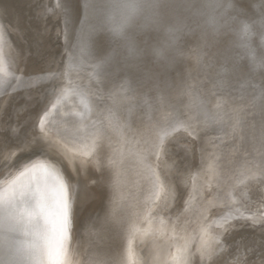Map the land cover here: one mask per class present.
Here are the masks:
<instances>
[{
  "label": "bare ground",
  "instance_id": "6f19581e",
  "mask_svg": "<svg viewBox=\"0 0 264 264\" xmlns=\"http://www.w3.org/2000/svg\"><path fill=\"white\" fill-rule=\"evenodd\" d=\"M51 1L0 0V264H49L65 198L71 264H244L252 241L226 255L264 243V0Z\"/></svg>",
  "mask_w": 264,
  "mask_h": 264
},
{
  "label": "rangeland",
  "instance_id": "374dc122",
  "mask_svg": "<svg viewBox=\"0 0 264 264\" xmlns=\"http://www.w3.org/2000/svg\"><path fill=\"white\" fill-rule=\"evenodd\" d=\"M127 37H128L129 41H135L138 44L146 43L149 39V36L147 34H144V33L141 34L140 30L138 29V26L136 27V25L127 33L126 38ZM99 46L101 49H108L110 45L108 43H106L105 40L101 39ZM121 51H122V47L117 46L116 55H118V57L116 58V69H115L114 76H115V78H118L120 76V78H118V80L123 79L124 77H126V75H128V73H131V72H129V69H128L129 65H127L125 62V56L122 54ZM87 189H88V191H87ZM87 189L85 190V192L80 197L75 198V200H76L75 201V207L77 209L76 210V216H75V226H79L83 221L90 220L96 214L97 209H98V205H99V201H100V199H99L100 194L98 193V191L94 187V185L88 186ZM81 201L83 202V204L81 203ZM76 202H78V203H76ZM240 235L238 236V238L235 239V242L233 244H231L230 246H229V244L227 245V255L226 256L235 255L237 252V250H236L237 248L242 247L243 245H245L249 241H252L253 247L251 249V253H249L245 257L243 263L244 264H246V263L247 264H264V258L263 259H255L260 253L264 252V243H261L262 239H259L257 237V235L255 236V234L252 233V231H250V232L247 231V232L240 234ZM251 257H253L254 259ZM249 259H251V260H249Z\"/></svg>",
  "mask_w": 264,
  "mask_h": 264
},
{
  "label": "snow or ice",
  "instance_id": "6c2138e0",
  "mask_svg": "<svg viewBox=\"0 0 264 264\" xmlns=\"http://www.w3.org/2000/svg\"><path fill=\"white\" fill-rule=\"evenodd\" d=\"M130 10L131 14H135L138 10L143 8H157L158 4L152 2H142V0H130V2L125 4ZM131 16L129 17V19ZM127 20L124 25L118 27L115 31L118 35L123 33L124 27L127 24ZM245 33L247 32V26L244 28ZM130 54H134V49H130ZM89 153H85L88 155ZM65 196L67 194V189H64ZM69 203L65 198L64 204L62 206L61 219L59 221L58 227H55L51 234L45 233L42 239L45 242V247L48 250L49 264H71V252H70V219H69ZM38 211L35 213L37 215L43 213V206H37Z\"/></svg>",
  "mask_w": 264,
  "mask_h": 264
},
{
  "label": "water",
  "instance_id": "95a60500",
  "mask_svg": "<svg viewBox=\"0 0 264 264\" xmlns=\"http://www.w3.org/2000/svg\"><path fill=\"white\" fill-rule=\"evenodd\" d=\"M50 4H52V1L50 0ZM57 25H59V22H58V24ZM60 31V30H59ZM58 31V33L57 34H55L54 36H53V38L54 39H56V42L59 44V46H60V44H61V41H60V38H61V31L59 32ZM35 119H36V117L35 118H33L32 120H31V123H33L34 121H35ZM34 130H35V128H34ZM33 130V131H34ZM176 135L178 136V138H180L181 139V137H184L185 139H187L189 142H191L192 140H193V137L192 136H185V134H184V132H182V131H177L176 132ZM181 136V137H180ZM62 158V157H61ZM31 159H28L27 161H24V163L23 164H27L29 161H30ZM22 164V165H23ZM25 164V165H26ZM22 165H13L12 166V168L9 170V171H7V172H3V173H6V178H8V177H10L12 174H14L15 172H19L23 167H24V165L22 166Z\"/></svg>",
  "mask_w": 264,
  "mask_h": 264
}]
</instances>
